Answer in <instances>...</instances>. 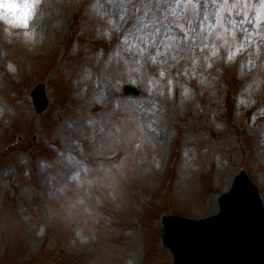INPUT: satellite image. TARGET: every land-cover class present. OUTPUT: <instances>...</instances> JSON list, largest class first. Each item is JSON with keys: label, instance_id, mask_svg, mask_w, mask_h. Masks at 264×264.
<instances>
[{"label": "rangeland", "instance_id": "1", "mask_svg": "<svg viewBox=\"0 0 264 264\" xmlns=\"http://www.w3.org/2000/svg\"><path fill=\"white\" fill-rule=\"evenodd\" d=\"M195 2L41 0L31 42L0 27V264H173L163 213L212 215L242 168L264 201L260 0L224 27Z\"/></svg>", "mask_w": 264, "mask_h": 264}, {"label": "water", "instance_id": "2", "mask_svg": "<svg viewBox=\"0 0 264 264\" xmlns=\"http://www.w3.org/2000/svg\"><path fill=\"white\" fill-rule=\"evenodd\" d=\"M126 93L139 94L133 86ZM31 95L39 112L46 109L45 85ZM220 213L191 220L179 215L164 218V242L174 253L175 264L264 263V207L259 190L245 170L229 192L220 197Z\"/></svg>", "mask_w": 264, "mask_h": 264}, {"label": "clouds", "instance_id": "3", "mask_svg": "<svg viewBox=\"0 0 264 264\" xmlns=\"http://www.w3.org/2000/svg\"><path fill=\"white\" fill-rule=\"evenodd\" d=\"M40 0H0V27L11 34H22L27 42L36 35V22L40 17Z\"/></svg>", "mask_w": 264, "mask_h": 264}, {"label": "snow or ice", "instance_id": "4", "mask_svg": "<svg viewBox=\"0 0 264 264\" xmlns=\"http://www.w3.org/2000/svg\"><path fill=\"white\" fill-rule=\"evenodd\" d=\"M41 2V0H40ZM249 0H234V3L229 4L228 0H224L222 5H219L217 8V13L216 16L218 18V24L217 26L219 27H224L222 23L223 15L225 12L231 13L233 9H246L248 7ZM181 7V0H177V3L175 7H170L168 9V12L175 16V8ZM183 7L185 9L191 8L194 11H198L199 5L198 3L195 2V0H183ZM256 16H257V23L260 22L261 19H264V0H260V7L259 8H254ZM245 16L247 15V12L243 13ZM205 20H207V15H205ZM141 23L145 28L148 27L147 23H144V18L141 17ZM234 34V33H233ZM127 42V41H125ZM73 158L69 157V160L71 161ZM78 163V162H77ZM86 170V169H85ZM73 179H79V173L77 172L76 175L72 177Z\"/></svg>", "mask_w": 264, "mask_h": 264}, {"label": "bare ground", "instance_id": "5", "mask_svg": "<svg viewBox=\"0 0 264 264\" xmlns=\"http://www.w3.org/2000/svg\"><path fill=\"white\" fill-rule=\"evenodd\" d=\"M217 210H218V207L216 208V206H215V208L213 209L212 213H215Z\"/></svg>", "mask_w": 264, "mask_h": 264}]
</instances>
